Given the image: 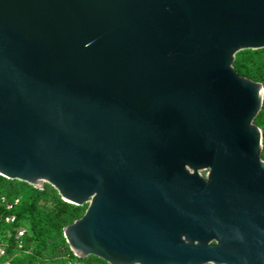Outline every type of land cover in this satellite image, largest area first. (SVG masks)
<instances>
[{
  "label": "water",
  "instance_id": "obj_1",
  "mask_svg": "<svg viewBox=\"0 0 264 264\" xmlns=\"http://www.w3.org/2000/svg\"><path fill=\"white\" fill-rule=\"evenodd\" d=\"M264 0H0V177L82 214L76 258L264 264Z\"/></svg>",
  "mask_w": 264,
  "mask_h": 264
},
{
  "label": "trees",
  "instance_id": "obj_2",
  "mask_svg": "<svg viewBox=\"0 0 264 264\" xmlns=\"http://www.w3.org/2000/svg\"><path fill=\"white\" fill-rule=\"evenodd\" d=\"M231 67L237 75L261 85L260 108L252 123L260 130L259 156L264 161V48L238 51L233 56ZM0 197L17 200L9 211L4 210L0 203V243L6 244L0 262L7 259L9 264H65V260L70 259L78 264H105L94 256L76 258L62 238V227L78 218L85 205L75 206L61 201L47 184L34 189L23 182L3 177H0ZM6 214L14 216L13 223L3 222ZM19 226L24 227V232L16 241L13 234Z\"/></svg>",
  "mask_w": 264,
  "mask_h": 264
},
{
  "label": "built area",
  "instance_id": "obj_3",
  "mask_svg": "<svg viewBox=\"0 0 264 264\" xmlns=\"http://www.w3.org/2000/svg\"><path fill=\"white\" fill-rule=\"evenodd\" d=\"M0 203H1L2 207L4 208V210L9 211L17 203V200L16 199L7 200L4 197H0ZM3 222L6 223V224L13 223L14 222V216L12 214H6L3 217ZM23 232H24V227H22V226L16 227L14 229L13 239L16 240V241L19 240L20 237L22 236ZM5 246H6L5 243H0V256L3 254V248ZM0 264H9V262L6 259V260H2L0 262ZM65 264H78V263H76L73 260L66 259L65 260Z\"/></svg>",
  "mask_w": 264,
  "mask_h": 264
},
{
  "label": "rangeland",
  "instance_id": "obj_4",
  "mask_svg": "<svg viewBox=\"0 0 264 264\" xmlns=\"http://www.w3.org/2000/svg\"><path fill=\"white\" fill-rule=\"evenodd\" d=\"M15 255H19V252H15Z\"/></svg>",
  "mask_w": 264,
  "mask_h": 264
}]
</instances>
